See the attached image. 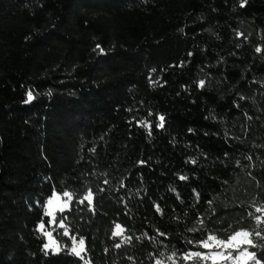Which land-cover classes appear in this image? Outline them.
I'll use <instances>...</instances> for the list:
<instances>
[{"label": "trees", "instance_id": "1", "mask_svg": "<svg viewBox=\"0 0 264 264\" xmlns=\"http://www.w3.org/2000/svg\"><path fill=\"white\" fill-rule=\"evenodd\" d=\"M238 231L264 264V0H0V264H203Z\"/></svg>", "mask_w": 264, "mask_h": 264}, {"label": "snow or ice", "instance_id": "2", "mask_svg": "<svg viewBox=\"0 0 264 264\" xmlns=\"http://www.w3.org/2000/svg\"><path fill=\"white\" fill-rule=\"evenodd\" d=\"M242 6H243V4H242ZM97 47H99V45H97ZM259 50L260 49H257V51H259ZM203 84H204V81H200V86H203ZM28 99L29 100L32 99L31 93L28 94ZM160 120L162 122L163 121V117H160ZM160 126H162V124ZM189 131H192V130L190 129ZM180 179H186V177L182 176V177H180ZM198 195L199 194H197V196ZM63 196L68 197L69 199H71V194L68 193V192H64ZM92 196H93V194H92L91 191H89L88 194L85 196V199L89 202V204L92 203ZM56 197H57V194L54 191L52 197H49V200L46 203L45 215H47V216H53L54 215V211L48 206L52 205L53 200ZM82 202L83 201H81V203ZM59 210L63 211L64 209L61 208ZM159 210H160L159 207H157V211H159ZM256 211L260 212L261 209L257 208ZM257 219L259 220V217H257ZM61 226H63V225H61ZM38 227H39L40 230H43L44 229V223L43 222L40 223V225ZM115 228H116V230L113 232V236H119L121 234V232L123 231V229L121 228V226L119 224H117L115 226ZM44 234L49 236V237L51 236V234L47 233V232L44 233ZM64 235H68V230L67 229H65ZM256 235L259 236L260 233L257 232ZM248 236H249L248 232L238 231V232L234 233L232 236H230L227 241H224V240H218L215 236H211L210 235L207 240L199 242L200 246L205 248V249L211 250L213 248V242H214L215 248L216 249H220V251H209L207 254L200 253V252H191V253L185 254L183 259L188 260V259L195 258L197 261H199L200 259H204V260H211L212 264H219L220 261H227V260L233 259V253L231 251H228L225 254V250H228V249H239L240 245L244 244V243L252 244V241L250 239H243V240H239L238 241V238H240V237H245L246 238ZM73 242L75 244V237H73ZM189 243H191V241ZM83 244H84V240H83V238H81L80 241H79V245H80L79 250L77 249V247L74 246L69 251L72 254H74L75 256L79 257L81 255V252L84 251ZM50 247H51L50 244H45L44 245L45 249H48ZM116 247H120V245L118 244V245H116ZM60 251H61V249L58 248V247L52 248V252L54 254L58 253ZM168 259L172 260L173 257L169 256ZM252 259H255V254L252 253V252H248L247 249H244L243 251L240 252V254L238 256L235 257V260L240 261L241 264H243V262L245 260H252ZM157 264H161V262L157 261ZM256 264H260V261H256Z\"/></svg>", "mask_w": 264, "mask_h": 264}, {"label": "rangeland", "instance_id": "3", "mask_svg": "<svg viewBox=\"0 0 264 264\" xmlns=\"http://www.w3.org/2000/svg\"><path fill=\"white\" fill-rule=\"evenodd\" d=\"M56 194H57V197L54 198L52 205L48 206V207H50L54 211V215L53 216H48L49 217V225H48V227L46 229H43V230H40L39 229L43 233H46L47 232V233H50L51 234L50 237L44 234L45 235V238H46V244H50L51 245V247L48 248L50 250H52V248H54V247H58L59 248L58 244L56 243L55 239L52 236L51 228L53 229V228L62 227L61 226L62 223H56L55 222V217H56V215L58 213L62 212L59 209L63 208L65 210V209H67L69 207L70 201L72 199V196H71V199H69L68 197L63 196V193L62 194L56 193ZM52 195H51V197H52ZM48 200H49V198L47 199V201ZM47 201H46V203H47ZM46 203H45V206H46ZM45 211H46V207H45ZM115 230H116V228H115ZM122 232H121V234H122ZM208 237H207V239H208ZM243 239H249V236L246 237V238L245 237H240V238H238V241L239 240H243ZM79 241H80V239H75V244H74L73 238H72V246H71V248L75 246L79 250V247H80ZM224 241H227V240H224ZM247 245L248 244L244 243V244H241L240 245V248L239 249H228V250H225V254L228 251H231L233 253V259H230V260H227V261H220L219 264H241L240 261L235 260V257L238 256L240 254V252L243 251L244 249H247L248 250ZM83 248H84V244H83ZM209 251H220V249H216L215 246H214V242H213V248L211 250L206 249V251L205 252H202V253L207 254ZM248 252H250V251L248 250ZM200 261L203 264H212V261L211 260L200 259ZM243 264H256V260L255 259L245 260L243 262Z\"/></svg>", "mask_w": 264, "mask_h": 264}]
</instances>
